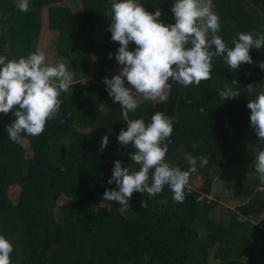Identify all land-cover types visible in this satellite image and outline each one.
<instances>
[{"label":"trees","instance_id":"16d2710c","mask_svg":"<svg viewBox=\"0 0 264 264\" xmlns=\"http://www.w3.org/2000/svg\"><path fill=\"white\" fill-rule=\"evenodd\" d=\"M67 1L79 4L81 11L76 14L63 5ZM114 2L118 0H29L25 13L17 9V0H0V56L18 60L36 52L47 14L48 29L57 36V54L68 61L75 76L71 91L60 95L59 117L49 120L39 136L22 133L23 144L8 139L6 128L15 119L12 112L0 113V235L13 245L11 264H262L252 247L257 242L264 251V226L257 225L264 216V184L259 176L236 184L235 195L242 203L226 219L215 214L216 202L210 195L222 171L253 166L264 151V142L250 126L247 107L264 92V70L258 66L264 61V47L250 49L254 63L235 71L223 57H214L211 79L187 87L170 81L166 99L139 101L135 112L126 113L100 84L118 67L115 54L120 44L107 31ZM174 2L137 0L148 12L160 8L165 24L175 23ZM213 4L220 17L217 35L228 47H234L232 38L238 39V33L252 34L254 39L264 35V0H213ZM102 25L105 42L99 44L97 28ZM135 47L130 43L129 50ZM95 52L99 58L92 75L88 55ZM233 80H239L241 95L224 101L220 92L235 88ZM249 84L255 87L253 93L247 92ZM101 103L104 108L99 112ZM156 112L174 118L166 153L171 167L189 170L185 153L204 156L209 163L201 167L198 159L183 203L173 201L167 185L152 198L134 192L129 206L103 200L107 189L117 188L106 187L116 160L130 172L140 170L130 155L136 149L117 139L122 129L127 130L125 120L143 119L147 125ZM106 135L109 143L101 152ZM26 142L32 157L27 156ZM200 177L204 183L198 189L194 184ZM13 185L21 186L17 200L10 197ZM64 198L71 202L61 205ZM142 201L147 202L146 209Z\"/></svg>","mask_w":264,"mask_h":264},{"label":"clouds","instance_id":"9594fccd","mask_svg":"<svg viewBox=\"0 0 264 264\" xmlns=\"http://www.w3.org/2000/svg\"><path fill=\"white\" fill-rule=\"evenodd\" d=\"M16 7L26 13L29 0H17ZM171 11L175 23L165 24L160 20V8L154 13L148 12L137 0H118L111 5V24L107 31L111 32V40L120 44L115 59L122 68L117 75L105 77L104 84L109 96L120 103L126 113L138 108L133 90L145 100H164L167 98L165 90L171 87L170 81L187 87L211 79L214 57H223L229 69L235 71L242 64L254 63L250 49L264 47V35L254 39L252 34L243 32L238 33V39L232 38L234 47H228L217 35L221 25L213 0H175ZM130 43L135 44L134 50H129ZM189 44L191 46L186 47ZM112 55L109 54L110 59ZM45 61V53L39 50L18 60L0 56V113L12 112L15 117L6 128L8 139L14 143L23 144L22 133L41 135L46 123L60 115L61 93L71 91L72 75L66 65L49 66ZM258 66L264 70V61L258 62ZM125 78L131 87H125ZM239 83L233 80L235 88L222 90L221 99L239 97ZM246 89L248 93L255 91L253 84ZM247 107L251 110L250 126L260 142H264V92L250 100ZM103 108L101 103L99 112ZM173 120L161 112L154 113L147 125L143 119L125 120L127 130L122 129L117 139L121 145L136 149L130 155L132 161L140 165V170L130 172L129 166L124 167L122 161L116 160L108 184H115L117 188L107 189L103 200L129 206L134 192L147 193L152 198L162 193L167 185L173 193V201L184 202L185 189L190 174L197 171L198 159L201 167L209 161L204 156L197 158L185 153L184 159L190 165L187 171L166 162L168 145L172 143L169 138L173 133ZM64 122L61 119V123ZM108 143L106 135L99 151L102 152ZM254 166L260 183L264 184V151L258 153ZM142 206L146 209L147 202L142 201ZM13 251L12 243L0 235V264H11Z\"/></svg>","mask_w":264,"mask_h":264},{"label":"rangeland","instance_id":"374dc122","mask_svg":"<svg viewBox=\"0 0 264 264\" xmlns=\"http://www.w3.org/2000/svg\"><path fill=\"white\" fill-rule=\"evenodd\" d=\"M63 5L71 7L76 14H78L81 11L80 5L75 2L67 1L63 3ZM43 23L45 26H44V31L41 34V40L39 43L38 50L45 53L46 55L45 63L49 66H57L59 63H64L68 71L72 75V80H74L75 76L72 74L70 64L68 63L67 60L60 59L59 55L57 54V46H56L57 36L48 29L47 14H44L43 16ZM104 31H105V25H102L97 28V42L99 44H102L105 42V32ZM88 57L91 63V74L94 75L97 72V60L99 58L98 53L96 52L91 53L88 55ZM117 65H118L117 69L114 72L108 73L105 77L111 78L112 76L117 75L122 68V66L118 62H117ZM104 78L100 82V84L103 87H106V85L104 84ZM87 82L88 81L86 80L85 83ZM125 82H127L126 78H125ZM126 85L128 87H131L129 83H127ZM168 93H169V90L166 89L164 95L167 97ZM133 94H134V97L137 99V102L145 100L142 95L136 94L134 90H133ZM157 100H159V98ZM250 141H252V139H250ZM253 142L254 141H252L251 143ZM25 146L27 149V156L32 157L33 152L31 150L29 142H26ZM254 176L255 177L259 176V174L255 171L254 165L253 166H248V165L247 166H242V165L231 166L228 168V171H222L220 173L217 181L215 182L214 191L210 195L211 200L216 202L214 212L219 218H222V219L228 218L229 213L232 210H236L238 206L242 203L241 199L237 198L235 195L236 184L239 183V181L246 183L245 181L247 179L254 178ZM203 183H204V179L200 177L198 178V180L195 181L194 187L200 189ZM107 185L106 187H109V184ZM20 195H21V186L13 185L10 189V197L12 198V200H17L20 197ZM70 202H71L70 199L64 198L61 201V205L69 204ZM257 225L264 226V216L261 217L257 221ZM252 247L257 249L255 251L257 252L259 256V260H261L262 261L261 263L264 264V251L261 250V244L255 242ZM250 257L251 256H249L248 253H246L244 256L246 260H249Z\"/></svg>","mask_w":264,"mask_h":264}]
</instances>
